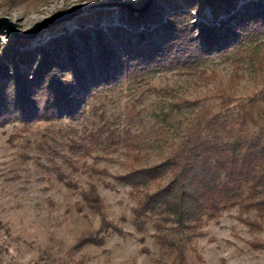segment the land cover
I'll use <instances>...</instances> for the list:
<instances>
[{
  "label": "trees",
  "instance_id": "obj_1",
  "mask_svg": "<svg viewBox=\"0 0 264 264\" xmlns=\"http://www.w3.org/2000/svg\"><path fill=\"white\" fill-rule=\"evenodd\" d=\"M189 1L175 2L169 11L157 1L147 9L126 4L127 17L137 22L151 17L150 10L164 11V17L153 18L155 27L149 31L133 33L125 26H102L96 21L28 50L19 49L18 43L25 42L22 39L0 44V126L14 121L30 127L45 121L50 130L42 135V142L49 149L48 156L53 155L50 158L62 161L55 167L57 177L69 186L73 183L66 168L106 174L88 165L87 159L125 148L132 163L113 179L127 184L135 199L132 224L142 232L151 223L155 241L166 254L173 252L179 264L186 261L185 249L165 230L185 234L190 240L204 235L203 228L210 221L217 222L234 208L235 219L241 224L252 230L261 228L264 93L240 103L234 115L224 109H199L194 134L160 160L144 166H136L142 160V140L130 130L140 115L133 104L125 109V127L102 116L91 129L82 125V120L89 105L124 80L157 70L196 69L208 59L229 56L249 38L264 32V0H244L238 6L236 0ZM206 7L212 19L205 18ZM78 125L82 131L77 130ZM80 193L100 216V225L93 233L77 238L74 249L87 244L102 246L109 235L124 234L105 218L95 185ZM249 244L264 250V243Z\"/></svg>",
  "mask_w": 264,
  "mask_h": 264
},
{
  "label": "rangeland",
  "instance_id": "obj_2",
  "mask_svg": "<svg viewBox=\"0 0 264 264\" xmlns=\"http://www.w3.org/2000/svg\"><path fill=\"white\" fill-rule=\"evenodd\" d=\"M159 7L169 11L173 3L189 0H0V17L12 21L20 31L56 12L81 4L75 16L39 31L18 43L19 49H32L52 37L72 32L81 24L122 26L129 32L153 29V18L164 17L163 10H150L145 21L130 20L124 9ZM244 0H236L237 6ZM97 12L100 15H95ZM206 19H212L208 8ZM98 16V17H97ZM196 16V15H195ZM97 18V19H96ZM15 38L0 27V44ZM20 44V45H19ZM264 93V32L249 38L229 56L202 62L196 69L151 71L121 85L95 100L82 125L94 129L106 117L115 126L125 127V109L134 105L140 115L130 130L139 134L140 157L136 166L160 160L172 147L194 134L199 109L234 115L239 104ZM261 107L262 101H258ZM65 124V123H64ZM48 124L38 121L30 127L18 122L0 126V264H179L174 253H165L154 239L155 228L148 223L144 231L135 230L132 208L135 199L127 184L113 176L126 172L132 162L125 148L87 163L106 174L74 172L66 168L71 184L57 177L59 158L48 156L42 142ZM81 130V125L77 126ZM66 150V149H64ZM65 152V151H64ZM96 186L105 218L124 234L109 235L102 246L85 245L74 249L77 238L93 233L100 216L84 202L81 190ZM236 208L224 212L217 222L210 221L205 234L188 240L185 234L165 230L185 249L184 264H264V250L250 242L264 243L261 228L252 230L235 219ZM251 217H254L251 214ZM142 238V240H140Z\"/></svg>",
  "mask_w": 264,
  "mask_h": 264
},
{
  "label": "water",
  "instance_id": "obj_3",
  "mask_svg": "<svg viewBox=\"0 0 264 264\" xmlns=\"http://www.w3.org/2000/svg\"><path fill=\"white\" fill-rule=\"evenodd\" d=\"M82 10V5H73L69 9L61 12H56L44 19L35 22L31 27L25 31H20L14 25V23L8 20L6 17H0V27L8 30L15 38H29L37 34L39 31L49 28L54 24H57L65 19L71 18L76 15L77 12Z\"/></svg>",
  "mask_w": 264,
  "mask_h": 264
}]
</instances>
